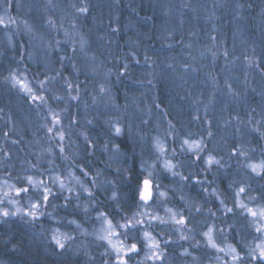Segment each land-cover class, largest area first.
Masks as SVG:
<instances>
[{"label": "clouds", "instance_id": "9594fccd", "mask_svg": "<svg viewBox=\"0 0 264 264\" xmlns=\"http://www.w3.org/2000/svg\"><path fill=\"white\" fill-rule=\"evenodd\" d=\"M0 11V264H264V0Z\"/></svg>", "mask_w": 264, "mask_h": 264}, {"label": "snow or ice", "instance_id": "6c2138e0", "mask_svg": "<svg viewBox=\"0 0 264 264\" xmlns=\"http://www.w3.org/2000/svg\"><path fill=\"white\" fill-rule=\"evenodd\" d=\"M8 24V20L5 19V17L3 15H0V25H4L5 27ZM13 82L20 85L21 87H23V89L28 92V93H32V89L25 83L24 80H20L19 78L13 77ZM31 99L33 101H39L42 99V97L37 96L32 94L31 95ZM49 131H51V129H49ZM187 143V141H186ZM189 149H197L199 147V142H192L188 144ZM161 151H163V148L161 147ZM213 157L209 156L208 157V163L211 165L213 162ZM166 167H168L169 169H171L173 167V165L171 164V162H166L165 164ZM252 168L254 170L260 171L261 173H264V164H253ZM16 191L18 193H20L22 191V189L17 188ZM241 192L244 191L243 188L240 189ZM152 195V182L150 180H145L144 181V189L141 193V196L145 199L148 200L151 198ZM243 206V205H241ZM249 213L253 216H260V217H264V208L260 209L259 212H257V210L255 209H248ZM6 214V213H5ZM34 217L37 215L36 212H32L31 213ZM173 219L175 220V222L177 223H186V218L181 217L179 218V220H176L175 216H173ZM107 228L105 229V234L103 236L104 239H107L109 241V243L112 245V247L117 251V253H120L119 255L116 256V260L119 262V264H129V256L130 253L138 251V246L136 244H131L130 246H126L122 241H116L114 242L111 237L114 234H118V233H114V231L112 230V224L110 221H107ZM205 235L208 238V244L209 246L213 247V248H219V245L217 244L214 235L212 233V231L210 230L208 233H205ZM146 237H149V243L153 246V247H157L158 244L156 241L151 240L150 239V234L149 233H145ZM58 243H61L62 246V238L60 235H57L56 237H54ZM230 252H234L235 249H233L231 246H229L228 249ZM260 255L264 256V247H262L260 249ZM153 260L160 258L163 259V257L160 256V254L158 252L153 253ZM233 259H238V257L233 256Z\"/></svg>", "mask_w": 264, "mask_h": 264}, {"label": "rangeland", "instance_id": "374dc122", "mask_svg": "<svg viewBox=\"0 0 264 264\" xmlns=\"http://www.w3.org/2000/svg\"><path fill=\"white\" fill-rule=\"evenodd\" d=\"M13 5H14V7H15V0H13ZM0 15H4L2 11H0ZM0 27H5V26H4V25H0ZM24 81H25V83L29 86L27 80H24ZM18 86H20V85H18ZM20 87H21V86H20ZM21 88L23 89V87H21ZM25 92H26V91H25ZM0 126H2V125H0ZM114 242H116V241H114Z\"/></svg>", "mask_w": 264, "mask_h": 264}, {"label": "trees", "instance_id": "16d2710c", "mask_svg": "<svg viewBox=\"0 0 264 264\" xmlns=\"http://www.w3.org/2000/svg\"><path fill=\"white\" fill-rule=\"evenodd\" d=\"M13 8H14V5H13ZM161 55H166L165 53H161ZM135 79H137V80H139V79H141L140 77H136ZM49 119H51V117H49ZM7 129H5V131H6ZM9 134V136H12V133L11 132H9L8 133ZM14 139L15 138H18V137H13Z\"/></svg>", "mask_w": 264, "mask_h": 264}]
</instances>
